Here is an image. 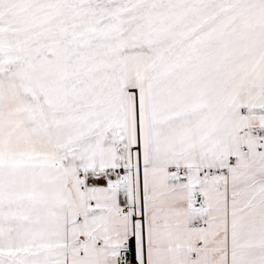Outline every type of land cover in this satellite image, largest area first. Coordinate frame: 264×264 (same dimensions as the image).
I'll return each instance as SVG.
<instances>
[{
  "label": "snow or ice",
  "instance_id": "1",
  "mask_svg": "<svg viewBox=\"0 0 264 264\" xmlns=\"http://www.w3.org/2000/svg\"><path fill=\"white\" fill-rule=\"evenodd\" d=\"M0 264H264V0H0Z\"/></svg>",
  "mask_w": 264,
  "mask_h": 264
}]
</instances>
